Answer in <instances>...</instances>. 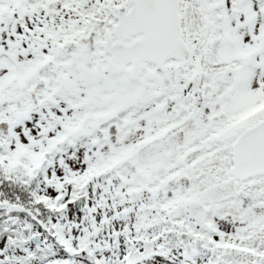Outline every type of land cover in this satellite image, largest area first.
Instances as JSON below:
<instances>
[{
	"label": "snow or ice",
	"instance_id": "snow-or-ice-1",
	"mask_svg": "<svg viewBox=\"0 0 264 264\" xmlns=\"http://www.w3.org/2000/svg\"><path fill=\"white\" fill-rule=\"evenodd\" d=\"M0 264H264V0H0Z\"/></svg>",
	"mask_w": 264,
	"mask_h": 264
}]
</instances>
